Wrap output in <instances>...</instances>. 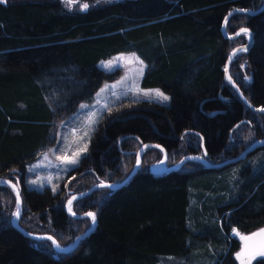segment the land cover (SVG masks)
Wrapping results in <instances>:
<instances>
[{
  "label": "trees",
  "instance_id": "obj_1",
  "mask_svg": "<svg viewBox=\"0 0 264 264\" xmlns=\"http://www.w3.org/2000/svg\"><path fill=\"white\" fill-rule=\"evenodd\" d=\"M63 3H0V179L18 188L20 228L67 246L92 220L69 216L66 201L98 181H123L143 144L163 148L171 167L191 156L221 163L264 138V114L247 107L225 79L229 52L249 35L228 39L221 32L229 11L258 10L264 0H77L88 5L79 10ZM241 28L251 31L252 43L233 57L229 73L246 99L264 109V8L232 14L227 34ZM121 52H135L147 63L141 86L161 88L169 104L122 98L99 117L86 154L56 190L28 188L26 165L51 144L57 119L116 75L97 63ZM162 157L159 148L148 147L126 184L72 201L75 214L95 213L96 226L67 253L13 226L16 196L0 185V264H178L203 239L205 250L220 249L214 264H238L234 253L243 240L233 233L249 237L264 226V146L223 167L191 158L152 174ZM235 164L227 178L235 189L214 198L210 227L198 219L207 205L199 187L210 188L215 172Z\"/></svg>",
  "mask_w": 264,
  "mask_h": 264
},
{
  "label": "rangeland",
  "instance_id": "obj_2",
  "mask_svg": "<svg viewBox=\"0 0 264 264\" xmlns=\"http://www.w3.org/2000/svg\"><path fill=\"white\" fill-rule=\"evenodd\" d=\"M62 6L70 10L82 9V5L77 3L72 4L70 7L63 3ZM97 66L107 72L116 73V75L111 79L104 80L100 87L94 92L91 99L81 101L74 112L68 114L63 119H57L50 133L51 144L38 151L36 158L26 165L25 184L28 188L41 190L47 185L53 191L56 190L65 173L75 167L79 163L81 157L86 154L90 138L99 117L109 106L116 104L122 98L152 100L166 105L169 104L170 96L161 88H144L141 86V81L148 65L137 53H117L106 59L100 60ZM157 92L162 95L157 96ZM163 97H167V99L165 100ZM82 105L84 107H82ZM72 159H75L76 163H70L69 161ZM235 170H237L236 164L229 165L227 168L214 173L216 175L215 181H212V186L210 188H205L203 185L199 187L201 192L200 197L206 196L207 205L205 211L198 214V219L206 222L210 227L214 225L216 219L215 214L211 213L214 198L220 195L222 189L225 190L227 194L235 189L233 181L231 179L227 181V178H230V173ZM203 180L205 179L202 178V181ZM17 209L18 206L16 203L15 216L17 214ZM201 209L204 210V206H202ZM262 229H264V226L256 230L260 232ZM245 235L247 234H238L239 238ZM197 238H199V236L195 237V239ZM261 240L262 239L258 237L257 242ZM200 241L203 242L205 240H199V247H196L195 250L193 249L186 257H180V263L178 262V264L215 263V254H217L220 249H216L215 251L212 245H207V250H205L204 245ZM250 244L252 245V240H250ZM246 248H248V246H246ZM245 251L244 242L241 241L238 251L234 253L238 264H242V260L244 264H255L257 260L264 258V256L256 255L254 259L249 261L250 255L246 254ZM242 252H244L245 255L238 259V254Z\"/></svg>",
  "mask_w": 264,
  "mask_h": 264
},
{
  "label": "water",
  "instance_id": "obj_3",
  "mask_svg": "<svg viewBox=\"0 0 264 264\" xmlns=\"http://www.w3.org/2000/svg\"><path fill=\"white\" fill-rule=\"evenodd\" d=\"M264 8V4L263 6L258 9V10H250V9H243V8H236V9H233L231 11L228 12V14L224 17L223 21H222V24H221V32L223 34V36L225 38H228V39H234L236 38L239 34H241L242 32H247L248 33V42L244 45H241V46H237L235 47L234 49H232L228 56H227V59H226V62H225V67H224V70H225V79L228 83H230L232 85V87L234 88L236 94L238 95V97L244 102V104L249 107L251 110L253 111H256V112H261L264 114V111H262L263 108L261 107H255L253 106L247 99L246 97L242 94L241 90L239 89V87L237 86V84L234 82V80L232 79L230 73H229V65H230V62L231 60L233 59V57L238 53V52H241V51H244V50H247L249 49L251 43H252V33L249 29L247 28H241L239 29L238 31H236L234 34H227L226 32V23H227V20L229 19V17L236 13V12H241V13H249V14H256L258 12H260L261 10H263ZM243 30V31H242ZM247 81L249 83H251V78L248 77L247 78ZM157 147L159 148L162 153H163V157L161 159V161L156 164L152 169H151V173L154 174V175H158V174H163V173H167L169 172L170 170H174V169H177L183 162H185L187 159H191V158H196L200 161H202L206 167L208 168H218V167H223L225 165H228V164H231V163H235V162H238L242 159H244L248 154L252 153L253 151L257 150L259 147H262L264 146V138L263 139H258L256 141H254L252 144H250L245 150H243L237 157L233 158V159H227L221 163H217V164H212L210 162H208L207 160L205 159H202L201 157H198V156H191V157H186L184 159H182L179 163L171 166V167H168L167 166V152L161 148L160 146L156 145V144H151V143H145L143 144L137 151V159H136V164L134 166V168L132 169L131 173L123 180V181H120V182H106V181H98L96 184H94L92 187H90L89 189H87L86 191H83V192H80V193H76V194H73L69 197V199L66 201L65 203V210L67 212V214L73 218H85V217H89L91 218L90 216H88V213H93L94 216H95V213L93 211H87L86 213H83V214H75L74 212H72L70 209H71V205H69V201H74L75 199L77 198H81L85 195H88L90 193H92L94 190L96 189H99V188H110V189H118L120 188L121 186H123L124 184H126L129 179L138 171V169L140 168L141 166V162H142V153L143 151L145 150L146 147ZM0 184H7L9 186L12 187V189L14 190L15 192V196H16V200H17V196H19V206H18V209H17V213L18 215L16 214V216L14 217L13 221H12V224L14 227H16L17 229L21 230L25 235H27L28 237L32 238V239H36V240H50L52 243L53 241H55V243H53V247H54V250L56 253H67L69 252L70 250L76 248L79 244V241L81 239H83L84 237L88 236L90 233L93 232L95 226H96V218L95 220L93 221V219L91 218L92 222H91V226L84 232L80 233L79 235H77V237L75 238V241L72 245H67V246H61L59 244V242L57 241V239H55L54 237L50 236V235H36V234H28L26 233L25 231H23L20 226H19V218H20V214H21V206H22V200H21V197L19 195V191H18V188L17 186L12 182V181H9V180H6V179H0ZM233 235L235 236H238L237 232L233 233ZM49 237H51V239H48ZM261 238V237H260ZM262 240L256 244V245H246V240H243L244 242V246H245V253L246 254H253L257 251L260 243L262 241H264V237L261 238ZM250 241V240H249ZM246 246H248V248H246Z\"/></svg>",
  "mask_w": 264,
  "mask_h": 264
},
{
  "label": "snow or ice",
  "instance_id": "obj_4",
  "mask_svg": "<svg viewBox=\"0 0 264 264\" xmlns=\"http://www.w3.org/2000/svg\"><path fill=\"white\" fill-rule=\"evenodd\" d=\"M3 2H5V0H0V3H3ZM77 2V0H64V3L67 5V6H71L72 4H74V3H76ZM88 7V5L87 4H83L82 5V8H84V9H86ZM243 31V30H242ZM111 63V62H110ZM156 95L157 96H161L162 94L161 93H159V92H157L156 93ZM163 99H167V97H163ZM82 107H84L83 105H82ZM262 111H264V109H262ZM75 155V154H74ZM70 163H76V160L75 159H72V160H70L69 161ZM17 205L19 206V196H17ZM69 205H71V201H69ZM71 210V209H70ZM17 215H18V213H17ZM88 216H90L92 219H93V221L95 220V216H94V214L93 213H88ZM235 231V230H234ZM238 234V233H237ZM254 237H264V229H262L260 232H258V233H254V234H252V236H249V237H241L243 240H251V239H253ZM48 239H51V237H49ZM53 243H55V241H53ZM245 255V253L244 252H242V253H239L238 254V256H237V258L238 259H240L242 256H244ZM256 255H259V256H264V241H262L261 243H260V245H259V247H258V249H257V251L255 252V253H253V254H251L250 256H249V261L251 260V259H254L255 258V256ZM242 264H244V261L242 260Z\"/></svg>",
  "mask_w": 264,
  "mask_h": 264
},
{
  "label": "flooded vegetation",
  "instance_id": "obj_5",
  "mask_svg": "<svg viewBox=\"0 0 264 264\" xmlns=\"http://www.w3.org/2000/svg\"><path fill=\"white\" fill-rule=\"evenodd\" d=\"M147 148H148V147H146L145 149H147ZM149 148H154V147H150V146H149ZM156 148H157V147H156ZM157 149H158V148H157ZM159 150H160V149H159ZM144 151H145V150H144ZM144 151H143V152H144ZM160 151H161V150H160ZM162 154H163V153H162ZM246 245H251L249 240L246 241Z\"/></svg>",
  "mask_w": 264,
  "mask_h": 264
},
{
  "label": "bare ground",
  "instance_id": "obj_6",
  "mask_svg": "<svg viewBox=\"0 0 264 264\" xmlns=\"http://www.w3.org/2000/svg\"><path fill=\"white\" fill-rule=\"evenodd\" d=\"M239 234V233H238ZM247 235H245L244 237H246Z\"/></svg>",
  "mask_w": 264,
  "mask_h": 264
}]
</instances>
